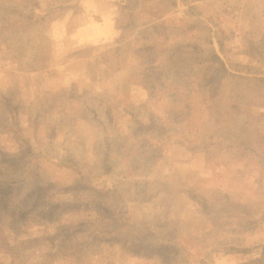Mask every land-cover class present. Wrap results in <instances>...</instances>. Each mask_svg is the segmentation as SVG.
<instances>
[{
	"label": "rangeland",
	"instance_id": "1",
	"mask_svg": "<svg viewBox=\"0 0 264 264\" xmlns=\"http://www.w3.org/2000/svg\"><path fill=\"white\" fill-rule=\"evenodd\" d=\"M126 8L0 0V264H264V0Z\"/></svg>",
	"mask_w": 264,
	"mask_h": 264
},
{
	"label": "trees",
	"instance_id": "2",
	"mask_svg": "<svg viewBox=\"0 0 264 264\" xmlns=\"http://www.w3.org/2000/svg\"><path fill=\"white\" fill-rule=\"evenodd\" d=\"M117 1V3H118V5H120V7H123L124 9L126 8V7H130V3H131V0H116ZM177 3V2H176ZM128 8H126V9H128ZM130 10H132L131 8H130ZM145 25H147V24H143L142 26H140V27H143V26H145ZM145 27H147V26H145ZM145 27H143V28H145ZM220 46H221V44H220ZM222 47V46H221ZM214 54L215 55H217V57H218V53L216 52V51H214ZM222 54L224 55V56H226L225 54H224V50H223V48H222ZM226 58H227V56H226ZM220 59V58H219ZM228 63H229V65L230 66H232V67H235L236 65H234V64H232L230 61H229V59H228ZM240 64H242L241 62H239ZM222 64L224 65V67H225V69H226V64L222 61ZM237 70V69H236ZM237 72H242L241 70H237ZM256 73V72H255ZM261 80H263L264 81V78H262ZM8 125V124H7ZM27 157H30L32 160H31V162H29L28 164H31L33 161H34V157L36 158V159H38V157L39 156H35L31 151H29L28 152V154H27ZM44 158V157H43ZM43 158H42V160H40L39 161V165H41V163H42V161H43ZM67 158H64V159H62V160H56L55 161V164H56V166L59 168V169H67L68 168V166L69 165H67ZM51 162H54V160H50ZM46 174V175H45ZM50 174H52V172H49V173H44L43 174V176L39 179V180H35L34 181V183L36 184H39V185H41V186H44V187H55V188H53L54 190H56V188H58V187H61V186H63V184L61 183V181L63 180V179H65L66 178V176L65 175H58L57 173H56V175H54V176H52V175H50ZM46 176L47 177H49V179H47L46 178ZM52 178V179H51ZM26 180H28L29 181V179H26ZM28 181H26V182H28ZM25 182V183H26ZM22 183H24V181H21L20 183H19V185H22ZM24 183V184H25ZM23 187H25V185L23 186ZM22 187V190L24 189ZM27 188H28V186H27ZM26 188V189H27ZM116 194H117V192L116 191H114ZM32 193H34L35 194V191L34 192H32ZM33 194V196H32V200L35 202V195ZM41 197V195L38 193L37 194V199H39ZM19 225H24V224H26V219H23V222L22 223H20V222H17Z\"/></svg>",
	"mask_w": 264,
	"mask_h": 264
}]
</instances>
